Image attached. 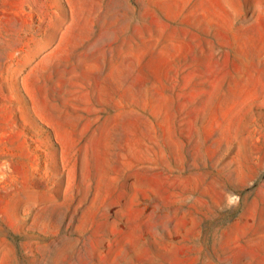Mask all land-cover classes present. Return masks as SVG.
I'll return each mask as SVG.
<instances>
[{"label": "rangeland", "instance_id": "374dc122", "mask_svg": "<svg viewBox=\"0 0 264 264\" xmlns=\"http://www.w3.org/2000/svg\"><path fill=\"white\" fill-rule=\"evenodd\" d=\"M5 162L0 264H264V0H0Z\"/></svg>", "mask_w": 264, "mask_h": 264}, {"label": "clouds", "instance_id": "9594fccd", "mask_svg": "<svg viewBox=\"0 0 264 264\" xmlns=\"http://www.w3.org/2000/svg\"><path fill=\"white\" fill-rule=\"evenodd\" d=\"M11 168L10 165L5 162L2 166H0V183L4 182L7 179V172H10ZM233 200L238 201V197L233 195Z\"/></svg>", "mask_w": 264, "mask_h": 264}]
</instances>
